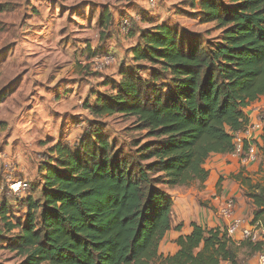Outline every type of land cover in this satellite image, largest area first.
<instances>
[{
	"label": "trees",
	"instance_id": "obj_1",
	"mask_svg": "<svg viewBox=\"0 0 264 264\" xmlns=\"http://www.w3.org/2000/svg\"><path fill=\"white\" fill-rule=\"evenodd\" d=\"M191 6L200 7L203 23H215L216 39H189L166 22L140 29L121 79L87 105L98 119L134 118L143 134L133 150L96 126L74 146L49 148L40 194L17 199L27 210L25 223L11 204H0V243L19 264H241L243 248L262 252L261 241L237 245L226 228L195 223L176 241L178 252H160L174 212L163 187L203 185L208 159L234 151L236 136L250 126L246 110L264 96V0ZM113 22L110 12L100 14L102 26ZM255 144L264 156V129ZM244 174L236 179L254 208L251 224L264 228V175L254 181Z\"/></svg>",
	"mask_w": 264,
	"mask_h": 264
},
{
	"label": "rangeland",
	"instance_id": "obj_2",
	"mask_svg": "<svg viewBox=\"0 0 264 264\" xmlns=\"http://www.w3.org/2000/svg\"><path fill=\"white\" fill-rule=\"evenodd\" d=\"M191 2L0 0V204H11L14 216L26 222L27 210L9 192L8 166L29 181L31 190L24 198L39 195L43 167L51 160L49 148L60 139L74 146L101 126L110 141L133 150L143 134L135 130L134 118L116 114L98 119L87 105L99 92L111 93L108 84L118 73L117 62L130 61L125 49L134 44L140 29L149 27L151 18L169 19L189 39L203 43L216 39L220 31L215 23H203L200 7L193 8ZM103 11L113 15L112 24L99 23ZM118 47L124 52L121 56L111 50ZM244 175L258 181L264 166ZM252 256L250 250H242L240 263ZM20 261L8 243H0V264Z\"/></svg>",
	"mask_w": 264,
	"mask_h": 264
},
{
	"label": "crops",
	"instance_id": "obj_3",
	"mask_svg": "<svg viewBox=\"0 0 264 264\" xmlns=\"http://www.w3.org/2000/svg\"><path fill=\"white\" fill-rule=\"evenodd\" d=\"M165 22L174 24L169 19L159 22L153 17L151 18V24L149 27ZM122 37L123 36H119V39L121 40L122 45L126 46L122 41ZM137 40L138 38L133 45H130L125 49L130 61L125 60L117 62V66H119L118 73L116 77L112 78L110 81H119L121 79L120 68L122 66H130L132 58L130 49L137 44ZM111 50H115L114 52L120 56L124 53L121 47ZM98 94H100V92ZM95 97L96 101L97 94ZM94 103L91 105H94ZM246 112L250 118V125L258 124L261 126V129L258 131H251L245 138L252 144L261 143V134L264 129V96L250 106ZM58 142H64V140L60 139L56 141L55 144ZM263 166L264 156L260 154L258 150L254 159L239 158L232 153L215 154L206 162L205 168L209 171V178L203 185L196 183L191 187L169 188L167 192L174 202L172 229L167 233L161 243V254L168 256L174 255L178 252L179 246L176 241L179 237L187 236L192 232L193 223L209 229L220 228L225 230L229 221L221 216L220 211L224 208L226 201L229 199H233L236 203L234 208L235 217H249V219H252L254 208L250 201L244 196V188L241 182L236 179V176L242 170L249 174H253ZM45 175L46 172L42 173L43 177H45ZM43 183L44 179H42V184ZM179 226H181L180 229L177 228ZM232 239L237 245L245 241L242 239L240 232L235 234ZM245 249L247 248H243L242 250ZM256 256L259 257V253H255L252 258H247L242 263L256 264Z\"/></svg>",
	"mask_w": 264,
	"mask_h": 264
},
{
	"label": "built area",
	"instance_id": "obj_4",
	"mask_svg": "<svg viewBox=\"0 0 264 264\" xmlns=\"http://www.w3.org/2000/svg\"><path fill=\"white\" fill-rule=\"evenodd\" d=\"M153 3V2H152ZM128 25L127 21H124V26ZM122 30H125L123 28ZM261 126L250 125L246 131L240 133L235 138V149L232 154L239 158L254 159L257 154L256 144H252L245 137L251 131H258ZM248 145V150L245 152V146ZM17 171L13 166H8L9 175V192L12 197H17V199H23L24 195L30 191V183L26 179L19 178L17 176ZM235 201L229 199L226 201L224 208L220 211L221 216L229 221L226 231L232 238L238 232L241 233L243 240H248L253 243L261 241L263 243V250L259 253V257L256 264H264V238H260V233L264 235V228L259 223L251 224V219L239 218L234 216ZM229 264V263H225Z\"/></svg>",
	"mask_w": 264,
	"mask_h": 264
}]
</instances>
